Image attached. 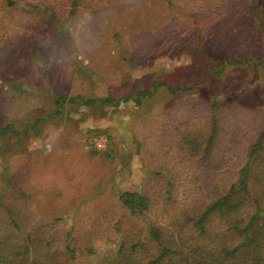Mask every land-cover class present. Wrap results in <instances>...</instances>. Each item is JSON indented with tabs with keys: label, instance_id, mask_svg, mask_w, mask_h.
Wrapping results in <instances>:
<instances>
[{
	"label": "rangeland",
	"instance_id": "374dc122",
	"mask_svg": "<svg viewBox=\"0 0 264 264\" xmlns=\"http://www.w3.org/2000/svg\"><path fill=\"white\" fill-rule=\"evenodd\" d=\"M260 22L264 0H0V127L17 131L0 136L5 264H104L121 242L140 243L146 261L159 250L150 228L173 250L193 242L230 264L221 253L241 240L233 226L264 198ZM53 95L131 98L65 103L56 115ZM247 161L241 211L211 214L199 236L193 220ZM125 191L147 209L132 215Z\"/></svg>",
	"mask_w": 264,
	"mask_h": 264
},
{
	"label": "trees",
	"instance_id": "16d2710c",
	"mask_svg": "<svg viewBox=\"0 0 264 264\" xmlns=\"http://www.w3.org/2000/svg\"><path fill=\"white\" fill-rule=\"evenodd\" d=\"M8 3H14V1H9ZM43 11H47V9L44 8ZM72 12L73 10H71V13ZM49 15L53 24L55 25L56 31L59 34L61 31L59 28L58 16L53 11H50ZM259 25L264 34V23L260 22ZM64 33V38L69 39V31H65ZM230 63H237V60H231ZM10 86L16 91H26L24 87L21 88V86L16 83H11ZM186 87L187 86H184V88ZM146 93L147 92L144 91L137 92V104L140 103V97ZM130 98V95H125L119 100H115L113 97L85 99L81 96L62 97L53 95L52 100L55 107L53 113L60 115L65 103H75L80 101L86 105L99 103L103 105L108 104L116 106L118 105L119 101L126 102ZM39 121L40 119L36 118L32 124H29V127L36 133ZM16 132V129L11 123H7L6 125L0 127V136L11 135ZM214 132L215 123H213L212 131L208 139L209 145L213 141ZM262 140L263 136L250 150L248 159H252L254 157L256 158L262 149ZM90 153L92 156H95L97 155L98 151L93 148ZM106 156L111 158L109 154H106ZM249 173L250 164L247 161L240 171L238 180L229 187L228 191L216 199L212 204L208 205L200 214V216H198L196 220H193V224L196 226L199 236L205 235L204 223L209 219L211 214L217 211H224L226 212L225 214L232 215L233 213H239L241 211L244 203L240 199L237 200V196L240 193H249ZM119 200L132 215L142 213L147 209L146 199L134 192L125 191L121 193L119 195ZM253 206V211L245 224L242 222V225L236 226L235 224L233 226V230L239 234L241 240L231 246V248L222 250L221 256L223 257V262L230 259V264H264V198H254ZM7 215L13 226L16 227V221L10 209H7ZM149 235L155 241L159 249L158 253L153 258H148V260L143 261L134 255V251L140 243L132 244L131 246L127 247V244L121 242L115 255L107 258V261L104 264H219L217 260L218 258L215 257L214 252H210L206 248L203 249L202 247L193 244V242H188L183 244L182 247L180 246L181 248L173 250L170 248V244L166 245V243L161 240V233L158 229L150 228ZM8 239L9 238H7V236L0 237V264H5L6 262L8 263V260H6L5 256L7 253V248L10 245V241ZM191 244L195 245L196 247L194 249L190 248ZM24 252H26V250ZM192 252H194V255L192 254V256H190Z\"/></svg>",
	"mask_w": 264,
	"mask_h": 264
},
{
	"label": "built area",
	"instance_id": "2783aa9c",
	"mask_svg": "<svg viewBox=\"0 0 264 264\" xmlns=\"http://www.w3.org/2000/svg\"><path fill=\"white\" fill-rule=\"evenodd\" d=\"M101 145H102V144H101L100 142H96V143H95V146H96L97 148H100Z\"/></svg>",
	"mask_w": 264,
	"mask_h": 264
}]
</instances>
